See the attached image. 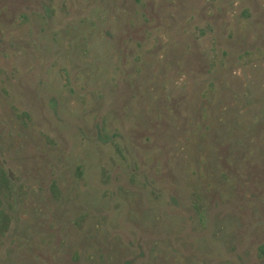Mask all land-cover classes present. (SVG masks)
<instances>
[{"label":"rangeland","instance_id":"374dc122","mask_svg":"<svg viewBox=\"0 0 264 264\" xmlns=\"http://www.w3.org/2000/svg\"><path fill=\"white\" fill-rule=\"evenodd\" d=\"M0 264H264V0H0Z\"/></svg>","mask_w":264,"mask_h":264}]
</instances>
